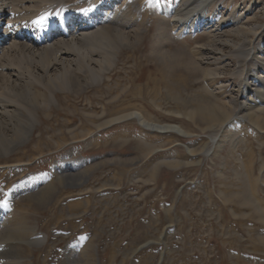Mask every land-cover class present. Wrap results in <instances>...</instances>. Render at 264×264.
I'll use <instances>...</instances> for the list:
<instances>
[{
  "label": "rangeland",
  "instance_id": "obj_1",
  "mask_svg": "<svg viewBox=\"0 0 264 264\" xmlns=\"http://www.w3.org/2000/svg\"><path fill=\"white\" fill-rule=\"evenodd\" d=\"M243 2L248 0H220L217 11L229 15L232 6ZM213 13L209 10L205 22L215 23L209 18ZM161 17L157 12L145 18L141 32L147 31V25L152 27L143 37L140 50L122 49L100 82L79 92L55 90V99L48 108L34 112L42 137L38 138L35 129L32 139L41 140L40 148L33 149L32 142L17 152L25 159L23 175L51 172L57 161L77 162L68 171L58 169V183L52 195L43 204L35 202L37 210L30 222L47 233L48 244H58V250L51 245L47 251H34L37 264H43L44 253L48 264H67L62 261L64 248L71 241H89L94 245L88 253L93 264H264V243L254 239L257 233H264V222L256 219L248 205H240L235 199L236 192L250 194V183L243 178L249 170L248 150L258 157L253 164L257 166L260 159L264 160V144L258 148L246 120L233 122V128L222 133L221 128L202 129L196 119L192 121L185 114V110L197 107L199 99L206 98L207 86L213 90L221 85L218 96L236 102L240 78L234 68L238 57L231 54L229 46H221L217 57L222 58L217 62L223 65V73L211 85H206L200 73H173L171 78L176 77L181 83L170 99L164 92L157 64L161 60L149 55V45L160 35ZM257 24L262 27L254 47L258 42L264 43V15H258ZM165 29L163 35L169 37L170 50L189 55L191 46L208 39L203 28L183 34L182 38L176 36L171 25H165ZM210 63L208 66H215ZM244 66L254 68L249 61ZM182 103L189 105L183 107ZM135 104L145 115L149 114L151 121L178 123L193 134L152 131L135 119L97 128L95 124L101 118L89 116L104 107V117H109L126 105ZM187 147L193 149L192 155ZM83 170L87 178L79 185L59 180L63 175ZM19 176L13 170L0 174V184L12 183ZM260 195L264 198V190Z\"/></svg>",
  "mask_w": 264,
  "mask_h": 264
},
{
  "label": "bare ground",
  "instance_id": "obj_2",
  "mask_svg": "<svg viewBox=\"0 0 264 264\" xmlns=\"http://www.w3.org/2000/svg\"><path fill=\"white\" fill-rule=\"evenodd\" d=\"M218 1L220 0H0V174L13 170L20 175L12 183L0 184V264H37V259L33 257L34 251L49 250L51 245L58 250V244H48L47 233L40 231L29 219L37 210L36 203H45L49 194L52 195L56 189L58 169L68 171L77 162L57 161L52 164L51 172L23 175L22 163L25 159L17 152L32 142L33 149H39V139L42 137L34 112L39 113V110L42 112L48 108L55 99V90L63 89L67 92L73 89L79 92L85 86L100 82L122 49L137 50L144 43L143 37H146L152 25H147L146 32L142 33L141 29L145 18L152 13L158 12L162 16V26L158 32L161 37L149 45V55L161 60L156 62L162 72L161 81L165 85L163 91L172 99L173 92L180 89L178 86L181 82L176 77L171 78L175 72L200 73L205 78L206 85L216 82L224 69L223 65L218 64L222 56L217 55L222 52V45L229 46L231 54L238 57L235 60L238 65L234 68V73L240 78L236 102L232 98L226 100L218 96L223 88L221 85L213 90L207 86L206 98L199 99L197 107L187 108V112L184 109L185 114L192 121L196 119L202 129L221 128L222 133L232 129L235 125L233 122L246 120L251 127L249 133L257 140L258 148L264 144V43L258 42L254 47L261 32L262 25L257 24V18L258 15H264V0H248L234 5L229 15L223 10L217 11ZM209 10L214 12L213 16H208L215 22L213 24L211 21L205 22ZM44 13L59 14L48 15L44 26L34 24L33 20ZM164 22L168 27L171 25V29L180 38L183 34L196 33L203 28L208 39L201 45L191 46L188 49L191 55L170 50L169 37L163 35L166 32ZM247 61L254 68H246L244 64ZM210 62L215 66H208ZM238 98L241 100L238 101ZM112 99H116V96ZM185 100L182 99V102ZM185 105L187 107L189 104ZM140 108L136 104L126 105L114 115L104 117L106 111L103 107L100 112L89 113V116L101 118L95 124L97 128L124 119H135L152 131L176 132L182 136L193 134L178 123L151 121L149 114L145 115ZM235 128L236 126L234 130ZM35 129L39 134L37 140L32 139ZM238 142L239 140L235 141L233 147ZM215 143L219 142L215 140ZM190 147H187V152L192 155L193 149ZM154 149H149L148 152ZM250 150L249 170L243 174V178L250 183V194L248 196L244 191L239 194L236 192L235 199L240 205H248L256 219L264 222V198L260 195V191L264 190L260 187L264 186V160L260 159L259 165L254 166V160L258 157ZM51 173L55 179L50 178ZM86 178L87 174L83 170L63 175L59 180L63 179L69 185H79ZM254 239L264 243V233H257ZM92 247L94 245L89 241H71L64 248L62 261H67V264H93L92 256L88 255ZM162 254L163 251L160 259ZM46 255L44 253L43 264H48Z\"/></svg>",
  "mask_w": 264,
  "mask_h": 264
},
{
  "label": "snow or ice",
  "instance_id": "obj_3",
  "mask_svg": "<svg viewBox=\"0 0 264 264\" xmlns=\"http://www.w3.org/2000/svg\"><path fill=\"white\" fill-rule=\"evenodd\" d=\"M58 15L59 13H44L42 15H40L36 20H33V23L34 24H39L40 26H44L47 18H48V15Z\"/></svg>",
  "mask_w": 264,
  "mask_h": 264
}]
</instances>
